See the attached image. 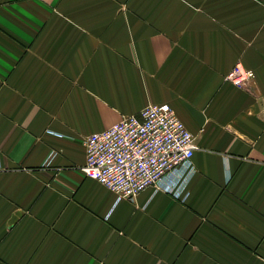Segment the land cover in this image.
Wrapping results in <instances>:
<instances>
[{"label": "crops", "instance_id": "obj_1", "mask_svg": "<svg viewBox=\"0 0 264 264\" xmlns=\"http://www.w3.org/2000/svg\"><path fill=\"white\" fill-rule=\"evenodd\" d=\"M150 102L196 173L117 201L85 139ZM0 264H264V0H0Z\"/></svg>", "mask_w": 264, "mask_h": 264}, {"label": "built area", "instance_id": "obj_2", "mask_svg": "<svg viewBox=\"0 0 264 264\" xmlns=\"http://www.w3.org/2000/svg\"><path fill=\"white\" fill-rule=\"evenodd\" d=\"M253 77L252 69L237 63L227 80L242 87ZM85 147L84 174L112 190L117 201L134 200L149 187L181 198L196 173L195 137L169 103H148L139 114L89 134Z\"/></svg>", "mask_w": 264, "mask_h": 264}, {"label": "rangeland", "instance_id": "obj_3", "mask_svg": "<svg viewBox=\"0 0 264 264\" xmlns=\"http://www.w3.org/2000/svg\"><path fill=\"white\" fill-rule=\"evenodd\" d=\"M237 63H239V64H241V65H242V63H241V62H237ZM237 63H236V64H237ZM236 64H235V65H236ZM235 65H234V66H235Z\"/></svg>", "mask_w": 264, "mask_h": 264}]
</instances>
